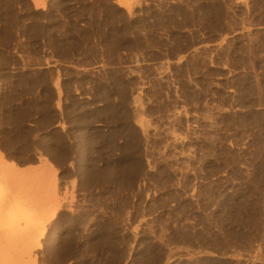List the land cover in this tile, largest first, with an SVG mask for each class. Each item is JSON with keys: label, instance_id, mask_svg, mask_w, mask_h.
I'll return each instance as SVG.
<instances>
[{"label": "rangeland", "instance_id": "obj_1", "mask_svg": "<svg viewBox=\"0 0 264 264\" xmlns=\"http://www.w3.org/2000/svg\"><path fill=\"white\" fill-rule=\"evenodd\" d=\"M1 162L0 264H264V0H0Z\"/></svg>", "mask_w": 264, "mask_h": 264}, {"label": "bare ground", "instance_id": "obj_2", "mask_svg": "<svg viewBox=\"0 0 264 264\" xmlns=\"http://www.w3.org/2000/svg\"><path fill=\"white\" fill-rule=\"evenodd\" d=\"M33 2L34 4H39L40 0H33ZM0 167L2 169H6L7 171H9L11 179L13 178L19 180L17 178L19 173L21 174V170H22L20 167H18L17 165L11 162H1ZM16 180H13L12 182L16 183L17 182ZM1 184H0V210L2 208V200H4V198L6 197L8 190V188L6 189V187L2 186ZM9 217H10V221L12 222L22 220L26 224V226L32 230L36 229L37 227V222H35L33 217L30 214H25L23 211L15 210V212L9 214Z\"/></svg>", "mask_w": 264, "mask_h": 264}, {"label": "crops", "instance_id": "obj_3", "mask_svg": "<svg viewBox=\"0 0 264 264\" xmlns=\"http://www.w3.org/2000/svg\"><path fill=\"white\" fill-rule=\"evenodd\" d=\"M27 166H23V167H20L21 169H24V168H26Z\"/></svg>", "mask_w": 264, "mask_h": 264}]
</instances>
